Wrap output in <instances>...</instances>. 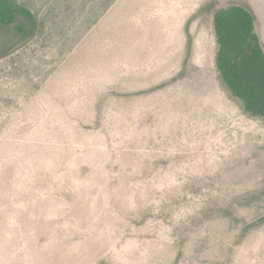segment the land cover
<instances>
[{"label":"rangeland","instance_id":"rangeland-1","mask_svg":"<svg viewBox=\"0 0 264 264\" xmlns=\"http://www.w3.org/2000/svg\"><path fill=\"white\" fill-rule=\"evenodd\" d=\"M264 0H0V264H264V120L214 15Z\"/></svg>","mask_w":264,"mask_h":264},{"label":"trees","instance_id":"trees-1","mask_svg":"<svg viewBox=\"0 0 264 264\" xmlns=\"http://www.w3.org/2000/svg\"><path fill=\"white\" fill-rule=\"evenodd\" d=\"M12 9L0 11V22H16ZM250 6L233 3L218 8L214 29L218 50L216 67L223 87L252 118L264 120V46Z\"/></svg>","mask_w":264,"mask_h":264},{"label":"crops","instance_id":"crops-1","mask_svg":"<svg viewBox=\"0 0 264 264\" xmlns=\"http://www.w3.org/2000/svg\"><path fill=\"white\" fill-rule=\"evenodd\" d=\"M256 28H257V32H258V34L260 35V37H261V40H262V43H263V46H264L263 37H262V34H261V33H260V31H259V28H258V22H257V20H256Z\"/></svg>","mask_w":264,"mask_h":264}]
</instances>
